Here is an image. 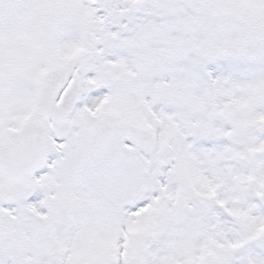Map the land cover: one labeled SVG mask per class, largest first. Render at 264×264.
Here are the masks:
<instances>
[{
	"label": "snow or ice",
	"instance_id": "snow-or-ice-1",
	"mask_svg": "<svg viewBox=\"0 0 264 264\" xmlns=\"http://www.w3.org/2000/svg\"><path fill=\"white\" fill-rule=\"evenodd\" d=\"M0 264H264V0H0Z\"/></svg>",
	"mask_w": 264,
	"mask_h": 264
}]
</instances>
